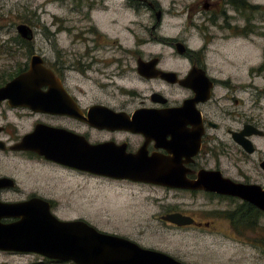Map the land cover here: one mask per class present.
Returning a JSON list of instances; mask_svg holds the SVG:
<instances>
[{
    "label": "flooded vegetation",
    "instance_id": "af4514ba",
    "mask_svg": "<svg viewBox=\"0 0 264 264\" xmlns=\"http://www.w3.org/2000/svg\"><path fill=\"white\" fill-rule=\"evenodd\" d=\"M52 18L53 31L43 25L37 33L25 23L33 34L0 33V53L26 57L0 69V87L29 71L35 56L54 75L48 81L49 72L40 74V108L0 100V202L39 198V214L118 234L89 218L96 180L106 196L126 192L115 186L137 189L123 197L142 202L147 215L154 203L152 220L168 235L204 239L222 232L219 220L241 234L264 228V211L251 202L195 187L200 179L215 184L222 177L264 185L257 143L264 141V62L250 63L252 47L264 40V0H71ZM44 140L54 146L48 155L36 149ZM255 160L261 181L253 177ZM126 167L158 170L160 181L93 170ZM157 188L165 194L140 196L141 189ZM198 195H206L204 205L187 201ZM173 214L193 222L170 221ZM130 239L191 264L163 238L153 246Z\"/></svg>",
    "mask_w": 264,
    "mask_h": 264
},
{
    "label": "water",
    "instance_id": "95a60500",
    "mask_svg": "<svg viewBox=\"0 0 264 264\" xmlns=\"http://www.w3.org/2000/svg\"><path fill=\"white\" fill-rule=\"evenodd\" d=\"M17 30L23 35L34 33L33 28L25 23H19ZM39 63L38 57H33L29 71L0 87V100L10 97L16 100V104L40 108L44 100L38 93V79L41 73L47 75L49 71L41 68ZM49 74L47 80H53L54 75L51 72ZM36 149L48 155L54 151V146L44 140L37 144ZM93 170L119 177L160 181L158 170L127 167ZM3 183L4 180L0 178V185ZM195 187L240 197L264 211V186L260 184H244L222 177L215 184L200 179ZM42 201L34 198L17 203L0 202V250L37 252L54 259L74 260L77 264H188L165 252L144 247L130 238L100 231L85 221L60 220L50 211L46 215L39 214L36 203ZM8 217H17L18 220L13 223L2 222L3 218ZM169 220L179 224L193 222L192 218L180 214L169 215Z\"/></svg>",
    "mask_w": 264,
    "mask_h": 264
},
{
    "label": "rangeland",
    "instance_id": "374dc122",
    "mask_svg": "<svg viewBox=\"0 0 264 264\" xmlns=\"http://www.w3.org/2000/svg\"><path fill=\"white\" fill-rule=\"evenodd\" d=\"M71 0H0V33H18L17 25L19 23H29L35 27L37 33L43 32V25L49 30H55L52 16L54 14H64L69 7ZM127 23V22H126ZM39 25H41L39 27ZM128 25V24H127ZM133 26V25H131ZM136 28V26H135ZM39 38V37H37ZM260 41L252 47L251 64L259 65L264 62V57ZM160 44L158 48H162ZM2 47H0L1 49ZM5 52V51H4ZM235 58V57H233ZM25 56H13L6 53H0V69L5 66L13 65L19 60H25ZM239 59V58H235ZM3 67V68H2ZM262 113V124L264 125V103ZM258 146L264 152V141H258ZM256 158V157H255ZM261 168L258 163H254L253 177L262 180ZM104 187L93 182L92 194V215L90 220L101 230L126 235L133 238L143 245L153 246L158 240L165 239L169 242V250L173 253H185L187 261L191 264H264V247L259 243L258 238L264 240V228L254 227L244 234L230 231L226 222L219 220L216 222V228L222 232L207 233L204 239L199 238L197 233H166L158 222L152 220V214L158 207L150 205V213L147 215L146 206L133 198L126 199L123 196H133L138 190L134 188L116 187V191L125 190L121 195H104V191L96 188ZM101 189V188H100ZM140 196H162L165 192L159 188L155 190L141 189ZM102 194V195H100ZM113 197V198H112ZM188 202H197V206L204 205L207 202L206 195H198L193 200L188 198ZM151 217V219H150ZM259 224L264 226V216L259 218ZM152 225L156 227H152ZM164 229L162 231L160 229ZM167 238V239H166ZM155 242V243H154ZM0 264H71L63 262H51L40 255L35 254H17L10 252H0Z\"/></svg>",
    "mask_w": 264,
    "mask_h": 264
}]
</instances>
